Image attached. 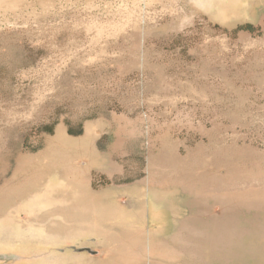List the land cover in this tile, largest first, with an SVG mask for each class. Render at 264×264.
I'll list each match as a JSON object with an SVG mask.
<instances>
[{
    "label": "rangeland",
    "instance_id": "rangeland-1",
    "mask_svg": "<svg viewBox=\"0 0 264 264\" xmlns=\"http://www.w3.org/2000/svg\"><path fill=\"white\" fill-rule=\"evenodd\" d=\"M163 3L0 0L1 236L29 223L65 233L73 218L86 228L87 204L120 187H171L196 203L227 192L221 174L264 176V0L185 24ZM243 209L255 228L239 237V264H264V209ZM91 237L58 251L102 264Z\"/></svg>",
    "mask_w": 264,
    "mask_h": 264
},
{
    "label": "crops",
    "instance_id": "crops-1",
    "mask_svg": "<svg viewBox=\"0 0 264 264\" xmlns=\"http://www.w3.org/2000/svg\"><path fill=\"white\" fill-rule=\"evenodd\" d=\"M118 189L121 190L114 189L116 191L93 201L92 207L87 204L86 208L89 216L87 229L92 231L89 236L95 237H91L94 240H90L100 243V247L103 248L101 250L104 251L101 254L102 264H144L142 259L144 238L149 242L147 250L150 259L149 262L147 259L145 264H239L238 222L235 225L230 223L231 230L226 235L212 230L207 232L206 225L201 224L198 226H202L201 229L205 231L200 232L199 236L178 231L181 219L191 223L194 218L201 217L200 214L196 216V212L205 211L207 201L202 204L197 201L188 202L186 205V202L180 201L182 200L180 197L175 196L181 192L169 191L171 187L127 186ZM129 198L133 199L134 203L127 205L129 201L126 200H130ZM82 205L80 203V207ZM236 216L238 221V214ZM72 220L74 222L71 224H76L79 229L82 221L75 222L74 218ZM233 225L237 228L235 232ZM92 250H97L93 256H101L99 247L96 246ZM164 251L167 252V256L159 261L158 255ZM229 257H233L231 261L227 260ZM218 258L220 259L217 260Z\"/></svg>",
    "mask_w": 264,
    "mask_h": 264
},
{
    "label": "bare ground",
    "instance_id": "bare-ground-1",
    "mask_svg": "<svg viewBox=\"0 0 264 264\" xmlns=\"http://www.w3.org/2000/svg\"><path fill=\"white\" fill-rule=\"evenodd\" d=\"M180 4L182 6H186L188 8L192 7V10H190L191 8H189V12H186L182 6H179ZM240 4H242V0H164L163 6L165 9L169 10L170 12H175V13L180 12L182 14V17L179 18V23L185 24L186 22L190 21L191 18H193L194 12H198L199 10L201 11L202 9L214 14L215 19H218L220 22H227V19L230 20L232 18H238V17L244 16V14H242V15L240 14L241 16L240 15L238 16L239 13L234 15L231 13L232 11L230 12V8H232L231 6H233V5L239 6ZM125 30H127V29H125ZM249 162H251V161H249ZM249 162H248V164H249ZM152 165H154V166H152ZM150 167H156V164H151ZM166 168L164 167V170H166V171L164 172L163 176H166V175L170 176L171 168H170V170H167ZM161 169H163V168H161ZM251 169H253V168H251ZM179 170H180L179 172L183 174L184 170L183 171L181 169H179ZM185 171L188 173L187 170H185ZM248 171H245L244 174L238 175L236 177L230 176L232 179H234V181L226 178V176H228L226 174L224 175L221 173H213L210 176V179H212L213 181H216L218 176H220V174H221L220 178L222 180H221L220 186H221V188H224V190L227 192H225V194H220V191L217 190V191H219V193L212 194L209 197H207L206 194H202V197L205 201H201V204L203 202L207 201V204H206L207 209L205 211H200V212L197 211L196 216H198V214H200L201 217L194 218L193 222H191V223H189V221H183L184 219L183 220L181 219L182 222H180L181 226H180V228H178V231H185L187 234L190 233L193 235L198 234V236H199L200 232L205 231L204 229L202 230L201 227L203 225H206L207 232L212 230L213 232L225 233L224 235H226V234L230 233V230H231L230 223L232 222L235 225V223L238 222L239 223L238 230H237L236 226L234 227V225H233V232H235L237 230V233L239 234V237L241 238L242 235H244L245 233H248L250 230L255 228V224L251 225V223H250V225H248V228H247L246 222L248 220L245 221V219H247L248 217L246 215H243L242 213L240 214L239 209L240 208L241 209H243V208L254 209L257 207L264 209V189H263L264 186H262V185H264V181L262 180V177H264V176H256L254 173H251ZM227 172H228V169H227ZM207 174H209V173H207ZM201 176H203V175H201ZM198 177H200V176H198ZM254 177H258V178H254ZM201 178H203V177H201ZM188 179H189V177H187V180ZM191 181H193V180L191 179ZM183 182L184 181H181L180 184L185 189L189 188L187 186H184L185 184H183ZM200 182H201V179H200ZM186 184H188V183H186ZM199 184H201V183H199ZM227 185H229V186L227 187ZM201 187L205 188L206 185H205V187H203V184H202ZM210 191H212V190H210ZM201 192L203 193V191H201ZM148 194H149V192H148ZM203 195H205V197ZM207 198H209L210 200ZM190 200H191V198H190ZM126 201H129V202H127V205H130L129 203H134L133 199L126 200ZM185 201H186V199H185ZM195 201H197V200H195ZM198 202H200V200ZM190 204H189V206H190ZM215 204H217L219 206L220 212L211 213L210 207H213ZM31 205H33V204H31ZM186 205H187V203H186ZM34 207H36V206L28 207V209H29L28 212L31 213L32 208H34ZM38 208L41 209V207H38ZM146 212L148 214V211H146ZM236 214H238V221L236 218L237 217ZM240 215H242L241 217L244 218V221L242 220V223H241V220L239 218ZM252 216L254 218H256L254 212L252 213ZM252 216H251V219H252ZM149 222H150V220H149ZM57 223H59V220L55 219V222H53V224H57ZM244 223L246 226H244ZM198 224H201L202 226L199 227ZM240 224H243V226H240ZM258 224H260V223H258ZM175 225H177V224H175ZM178 226H179V224H178ZM258 227L264 231L263 226L260 227L258 225ZM87 228L88 227L78 229L77 226H76V228L71 227V228H69V230H67V232L63 233L58 228H56V230H54V231H45V229L42 228V223L41 224H39V223L38 224H34V223L30 224L29 223L26 225L24 224L23 227L18 228V229L11 226L8 228V230H5L3 232L2 236L0 235L2 237V238H0V258L6 259V257H8V254L13 252V254L18 256V261H15L13 263L10 262V264H94V261L87 256H79L77 254L72 253L69 250H65L64 252L58 251V246H61L63 244H75V243H78L79 239H84L86 237L88 238L92 231H89ZM87 238H86V240H87ZM217 245H219V244H217ZM246 245H244V246L246 247V249H248V247ZM201 249H200V251H201ZM225 249H226V247H225ZM232 252H234V250ZM226 254L227 253H224V255H226ZM232 258L233 257H231V258L229 257V259H227V260H230ZM219 259L220 258H218L217 260H219ZM225 259H226V256H225ZM226 263H227V261H226Z\"/></svg>",
    "mask_w": 264,
    "mask_h": 264
}]
</instances>
